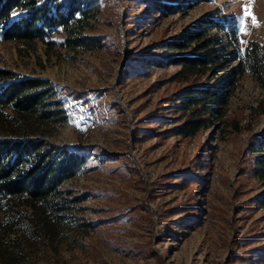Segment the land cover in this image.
Wrapping results in <instances>:
<instances>
[{
  "label": "rangeland",
  "instance_id": "374dc122",
  "mask_svg": "<svg viewBox=\"0 0 264 264\" xmlns=\"http://www.w3.org/2000/svg\"><path fill=\"white\" fill-rule=\"evenodd\" d=\"M215 10L235 18L241 46L264 44V0H209L141 23L144 6L102 0L75 28L89 39L79 47L0 41V68L48 79L66 109L65 122L43 127L45 140L92 149V170L61 188L65 210L16 207L0 217L1 264H264V209L254 202L263 189L244 151L264 129V91L245 72L227 87L221 118L236 119L238 133L184 139L169 133L180 116L174 95L187 85L173 80L178 68L125 75L127 62L164 56L147 49ZM67 90L92 93L74 101ZM184 170L195 183L175 177Z\"/></svg>",
  "mask_w": 264,
  "mask_h": 264
},
{
  "label": "trees",
  "instance_id": "16d2710c",
  "mask_svg": "<svg viewBox=\"0 0 264 264\" xmlns=\"http://www.w3.org/2000/svg\"><path fill=\"white\" fill-rule=\"evenodd\" d=\"M101 1L0 0V41H37L48 48L79 47L89 39L74 37L75 28L81 20L96 14ZM132 1L145 7L137 18L141 23L152 19L153 14L158 19L167 18L209 0ZM55 35L61 37L54 39ZM148 50L161 51L164 56L148 55L127 62L126 76L146 75L145 70L152 68L177 67L173 80L187 84L174 95V109L180 116L171 135L190 139L210 128H217L221 134H236L238 121L221 119L230 94L227 87H233L247 72L264 91V44L251 40L241 46L235 18L218 10ZM91 93L66 91L67 97L84 102ZM67 118L57 90L48 79L25 77L0 68V217L18 212L19 207L43 213L66 209L60 206L62 186L92 170L87 166L92 156L90 147L58 146L44 138V126L63 123ZM213 119H217L215 125ZM253 141L247 142L244 151L249 156V172L263 189L254 202L264 209V129ZM175 177L196 182V176L188 170ZM82 200L74 198V202Z\"/></svg>",
  "mask_w": 264,
  "mask_h": 264
},
{
  "label": "snow or ice",
  "instance_id": "6c2138e0",
  "mask_svg": "<svg viewBox=\"0 0 264 264\" xmlns=\"http://www.w3.org/2000/svg\"><path fill=\"white\" fill-rule=\"evenodd\" d=\"M245 16H250L252 18L253 24L257 27L259 26V22L256 20L255 16L248 10L247 6H245ZM239 19L241 30H246L244 26V18L241 17Z\"/></svg>",
  "mask_w": 264,
  "mask_h": 264
}]
</instances>
